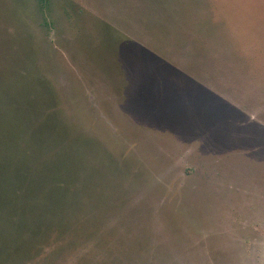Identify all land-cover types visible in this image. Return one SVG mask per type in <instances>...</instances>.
I'll list each match as a JSON object with an SVG mask.
<instances>
[{"label":"rangeland","instance_id":"374dc122","mask_svg":"<svg viewBox=\"0 0 264 264\" xmlns=\"http://www.w3.org/2000/svg\"><path fill=\"white\" fill-rule=\"evenodd\" d=\"M46 2L0 0V264H264V0Z\"/></svg>","mask_w":264,"mask_h":264},{"label":"trees","instance_id":"16d2710c","mask_svg":"<svg viewBox=\"0 0 264 264\" xmlns=\"http://www.w3.org/2000/svg\"><path fill=\"white\" fill-rule=\"evenodd\" d=\"M41 7H44L46 5V0H39ZM17 80L26 83V81L23 80L22 77L17 78ZM23 80V81H22ZM9 87V88H8ZM8 92H12L13 94L6 95ZM20 92L16 90L15 87H13V84H11L9 81H6L4 79H1L0 77V125H5L8 128L9 126H15L17 125L20 121V115L18 113L19 110V105L18 101L15 99H19L20 97ZM12 96V98H11ZM17 104V105H16ZM25 109H31L30 104L26 103L24 104ZM51 123H56L55 122H49L46 125L45 129V134L50 132V134L53 133V135H56V132L59 133V124L56 127L55 125ZM47 129H53L52 131H48ZM20 135H16L15 133L8 135L7 132H2L0 130V167L3 171L12 174L13 172L11 171V166L9 163V157L13 154H15L18 150L21 151L22 148L26 145L25 140L28 139V136L24 138V135L19 137ZM0 177H2V174L0 173ZM7 189H2L1 191H4ZM10 203V202H9ZM8 203V204H9ZM13 202H11L8 206L12 205ZM5 206L3 211H0V234H5L6 237L9 236L8 229L16 226L17 224H25L23 218H20L18 215V212L15 211L13 208L9 210L8 206ZM18 205H23L20 201ZM13 206V205H12ZM19 208V207H18ZM14 221V222H13ZM16 221V222H15ZM18 222V223H17ZM16 241V240H14ZM3 253V250L0 248V259L1 255Z\"/></svg>","mask_w":264,"mask_h":264}]
</instances>
